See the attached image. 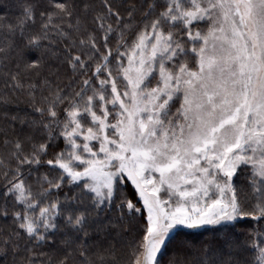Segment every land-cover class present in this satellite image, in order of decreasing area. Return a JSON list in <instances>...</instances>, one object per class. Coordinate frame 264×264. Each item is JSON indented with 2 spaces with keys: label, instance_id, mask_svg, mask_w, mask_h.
Instances as JSON below:
<instances>
[{
  "label": "snow or ice",
  "instance_id": "snow-or-ice-1",
  "mask_svg": "<svg viewBox=\"0 0 264 264\" xmlns=\"http://www.w3.org/2000/svg\"><path fill=\"white\" fill-rule=\"evenodd\" d=\"M0 82V264H264V0H0Z\"/></svg>",
  "mask_w": 264,
  "mask_h": 264
},
{
  "label": "trees",
  "instance_id": "trees-1",
  "mask_svg": "<svg viewBox=\"0 0 264 264\" xmlns=\"http://www.w3.org/2000/svg\"><path fill=\"white\" fill-rule=\"evenodd\" d=\"M11 3L15 4V5H19V4H22L25 2V0H10ZM93 2L95 3H99L100 0H93ZM18 11V9H17ZM16 15V12L14 11L13 12V16ZM0 86H2V82H0ZM17 107L20 109V110H25L26 109V104H25V101L24 99L22 98V96H19L17 97V104L16 105H13L11 107V110L12 111H15L17 109ZM3 109L0 108V112H2ZM0 123H3L2 121V118H0ZM127 191H129V193H133L134 190L132 189V186L129 185ZM251 225L247 224V223H244V224H241V225H238V227H241V228H247V227H250ZM189 233H190V236L189 238L192 239V240H200L202 237H207L209 236L210 234L209 233H204V232H200L199 230H187Z\"/></svg>",
  "mask_w": 264,
  "mask_h": 264
}]
</instances>
